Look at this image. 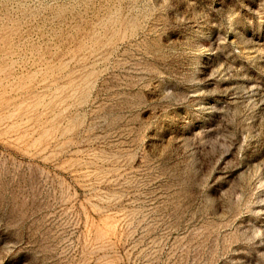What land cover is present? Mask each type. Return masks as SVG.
Masks as SVG:
<instances>
[{
    "label": "rangeland",
    "instance_id": "rangeland-1",
    "mask_svg": "<svg viewBox=\"0 0 264 264\" xmlns=\"http://www.w3.org/2000/svg\"><path fill=\"white\" fill-rule=\"evenodd\" d=\"M0 264H264V0H0Z\"/></svg>",
    "mask_w": 264,
    "mask_h": 264
}]
</instances>
